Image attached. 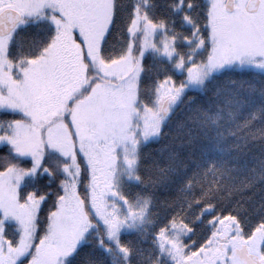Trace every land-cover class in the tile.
Here are the masks:
<instances>
[{
    "label": "snow or ice",
    "instance_id": "1",
    "mask_svg": "<svg viewBox=\"0 0 264 264\" xmlns=\"http://www.w3.org/2000/svg\"><path fill=\"white\" fill-rule=\"evenodd\" d=\"M0 264H264V0H0Z\"/></svg>",
    "mask_w": 264,
    "mask_h": 264
}]
</instances>
